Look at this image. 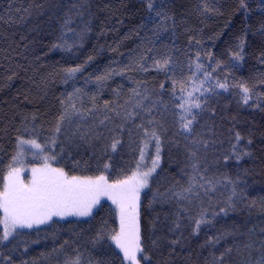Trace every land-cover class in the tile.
<instances>
[{
	"label": "snow or ice",
	"instance_id": "6c2138e0",
	"mask_svg": "<svg viewBox=\"0 0 264 264\" xmlns=\"http://www.w3.org/2000/svg\"><path fill=\"white\" fill-rule=\"evenodd\" d=\"M240 7L246 10L249 5L246 0H240ZM36 8L43 9L44 5L37 4ZM165 8L164 0L159 4L156 0H146V20L154 25L151 29L154 36L167 30L166 21L171 19L175 25L174 17L169 16ZM216 10L214 5L205 0L202 6L204 13ZM260 12L264 15V0H260ZM68 20L65 17V28H68ZM140 27L144 28L146 25L142 24ZM69 31L73 33L75 40L82 41L90 28L86 23L79 32L74 29ZM259 32L264 36V21H261ZM65 36L62 33L59 37L61 42L52 47L71 52L75 40L69 43ZM144 39L146 51L151 53L154 50L153 39ZM245 43L241 37L238 50L233 53L234 61L244 59L242 53ZM92 59L93 57H88V60ZM145 59L141 55L135 61L142 71L148 70L143 63ZM171 64L170 55L153 57V66L158 71L167 73ZM231 66L237 68L239 64ZM196 68L200 71L202 65L197 63ZM125 69L134 70L132 64L125 65ZM61 71L62 82L65 85L71 82L73 91L60 100L61 105L66 106L43 143L38 142L36 112L31 115L16 113L21 127L16 129L15 152L7 170L0 177V264H38L35 258L24 259L29 253L28 241L23 240L28 233L24 230H35L39 236L41 226L52 227L59 225L60 221L72 224V221L66 219L69 217L79 218L75 224H87L88 228H81L79 231L75 227L68 229L72 238L65 239L62 243L57 238L62 226L56 228L52 233L54 246L50 252L41 253L46 264H178V258L179 264H194L191 253L188 256L181 255L190 237H198L204 228L216 229L220 219L228 217L230 213L244 209L251 213L258 209L264 214V197L250 200L246 188L240 187L242 183L247 185V181H242L239 175L235 180L226 173H222L220 177L216 175L221 161L226 164L232 157L237 161L250 157L252 153L247 150V146L252 144V140L248 138L245 147L241 148L240 143L245 137L237 131L234 133L235 143H232L230 153H225L222 157L214 155L210 158L209 155L210 149L214 151L217 143L214 139L217 135L216 112L209 101L215 88L227 90L226 81L217 80L215 87L211 84L205 87V83L211 78L206 70L203 80H198L195 76L190 77L187 82L173 78L170 99H163L165 84L161 83L157 99L152 100L147 107L144 101L151 98L147 90L141 92L139 87L131 88V95L121 104L119 99L123 86L120 85L112 89L116 99L105 100L103 105H99L97 97L93 95L90 97L92 107L81 110L77 108L75 101L79 99L83 104L86 93L75 86V81L77 74L84 71V64L63 68ZM122 74V70L107 68L95 77L97 88L103 91L107 81ZM8 79L11 80L12 76ZM89 79L90 77L86 78V83ZM43 83L46 86L47 81ZM134 83L139 85L142 82ZM260 83L264 85V78ZM177 85L179 95L176 92ZM239 88L242 102L247 105L254 95L253 89L243 83ZM255 95L256 106L264 105V94ZM141 112L144 113L143 116L140 115ZM154 112L160 114L161 119H157ZM169 112L173 119L170 124H166L163 117ZM73 117L80 122H74ZM137 117L141 119V123L135 127L142 132V147L139 148L140 160L129 174L111 162V154L122 146L125 131L131 137L132 129L126 125L129 121L134 123ZM3 132L7 135L8 128H4ZM25 134L30 135L25 138ZM168 144L177 149L181 144L183 146L185 159L177 173L181 179H177L176 175L171 178L166 174L161 175L163 169L157 172L161 168L162 152ZM82 145L91 149L87 160L76 159L73 155V150ZM150 147H154V155L148 152ZM146 152L151 159V166L142 163ZM29 154L30 161L27 160ZM213 167L216 171H212ZM26 172H30V175L25 176ZM244 174L247 175V170ZM145 189L151 192L147 209H152L154 204L172 202L178 206L179 210L167 229L171 235L156 234L158 217L148 221L150 229H142L141 193ZM222 189L229 192L226 197ZM147 195L145 193L146 197ZM105 201H110V206L106 207ZM193 209H196L195 215L192 214ZM102 211L104 215L97 221L96 218ZM185 220L187 223H183ZM185 231L188 232L187 236ZM243 235L246 234L235 227L216 229L213 235L205 233V239L199 247L207 249L208 255L195 264H264V239L259 241L257 248L256 242L251 239V230L247 234V240L239 239ZM229 238H232L231 243L221 245L222 241H228ZM31 243H39V240ZM218 245L221 247L218 248Z\"/></svg>",
	"mask_w": 264,
	"mask_h": 264
},
{
	"label": "trees",
	"instance_id": "16d2710c",
	"mask_svg": "<svg viewBox=\"0 0 264 264\" xmlns=\"http://www.w3.org/2000/svg\"><path fill=\"white\" fill-rule=\"evenodd\" d=\"M160 2L161 0H156L157 4ZM207 2L217 10L204 13L202 6L205 0H164L165 11L174 17L175 25L171 19L166 21L167 30H162L158 36H154L151 31L154 25L146 20V0H0V177L7 170L15 152L16 129L21 127L20 118L16 113L25 112L31 115L36 112L38 142L43 143L45 137L50 135L52 126L66 106L61 105L60 100L73 91L71 82L68 85L62 82L61 69L84 64V71L77 74L75 81V86L86 93L83 104L79 99L75 101L77 108L81 110L92 107L90 97L93 95L97 97L99 105H103L105 100L116 99L112 89L120 85L123 86L119 99L121 104L131 95V88L139 87L141 92L147 90L151 99L145 100L144 105L150 106L151 101L157 99L156 94L160 92L161 83L165 84L163 99L168 101L173 78L187 82L190 77L195 76L198 80H203L206 70L211 74V78L205 83V87L209 84L215 87L217 80L226 81L228 85L227 90L215 88L209 101L211 108L216 112L217 133L214 137L217 143L214 145V151L210 149V158L230 153L231 145L235 143L234 133L237 131L245 137L240 143L241 148L245 147L248 138L252 140V144L247 146V150L252 153L250 157L246 156L239 161L232 157L226 164L221 161L219 170L216 171L213 167L212 171H216L217 177L226 173L233 180L239 175L242 181H247V185L242 183L240 187L246 188L250 200L264 197V110H261L264 105L256 106L255 95L264 94V85L260 83L264 78V36L259 32L264 15L260 12V0H246L249 5L246 10L240 7V0ZM37 4H43L44 8L37 9ZM74 5L76 7H73ZM65 17L69 18L68 28L64 27ZM86 23L90 31L82 41L75 40L69 29L79 32ZM142 24L146 27L141 28ZM62 33L66 34L65 38L69 43L75 40L71 52L52 47L53 44L61 42L59 37ZM145 37L153 39L154 50L151 53L146 51ZM193 37L195 39H192ZM241 37L246 42L242 53L244 59L237 62L233 59V53L238 50L237 45ZM141 55L146 57L143 63L147 71L140 70L135 64ZM161 55L172 56V64L167 73L158 71L153 66V57ZM89 56L93 59L88 60ZM197 63L202 65L200 71H197ZM234 63H238L239 67L233 68L231 65ZM128 64H132L134 70L125 69ZM109 67L122 70L123 74L113 76L107 81L103 91H100L96 86L95 77ZM9 76H12L11 80L8 79ZM89 77L86 83V78ZM44 81H47L46 86ZM135 81L142 83L138 85ZM241 83L253 89L254 95L247 105L241 99ZM176 92L177 95L180 94L179 85ZM153 114L157 119H161L160 114ZM140 115L143 116L144 113L141 112ZM163 119L166 124H170L173 119L171 112L165 114ZM73 120L80 122L75 117ZM139 123V117L134 123L128 122L126 127L132 129L131 137L125 131L122 146L116 153L111 154V162L129 174L140 159L142 132L135 127ZM4 128H8L7 135L3 132ZM29 135L25 134V138ZM168 136H171V132ZM73 155L76 159L87 160L91 149L82 145L73 150ZM184 159L182 144L179 149L168 144L162 152L161 168L157 172L163 169L161 175L166 174L169 178L176 175L177 179H181L177 173L183 166ZM245 170L247 175L244 174ZM181 182L183 183V180ZM222 191L225 197L229 194L227 190ZM145 193H148L147 197ZM150 198L149 190L145 191L141 198L142 229H150L148 221L158 217L156 234L171 235L167 229L174 214L179 210L178 206L172 202L154 204L152 209H147ZM105 206H110V203H105ZM195 213L196 209H193L192 214ZM103 215L102 211L97 216V221ZM68 221L73 223L60 221L59 225L40 228L39 236L35 230H24L28 234L23 240L28 241L29 247V253L24 259L35 258L38 264H46L41 258V253L51 251L54 246L52 233L56 228L62 226V230L57 234L60 243L72 238L68 229L75 227L76 231H79L81 228H88L87 224H75L76 219ZM233 227L246 234L239 236L240 240H247V234L251 230V239L256 242L258 248L259 241L264 239V231H261L264 229V214L258 209L251 213L244 209L230 213L216 225V229ZM216 229L204 228L198 237H190L187 246L178 251H181L182 256L191 253L194 264L196 261H202L203 257L208 255V250L200 249L199 245L203 243L205 233L213 235ZM185 235H188L187 231ZM33 240H39V243H31ZM231 242L232 238H229L228 241H222L221 245Z\"/></svg>",
	"mask_w": 264,
	"mask_h": 264
},
{
	"label": "rangeland",
	"instance_id": "374dc122",
	"mask_svg": "<svg viewBox=\"0 0 264 264\" xmlns=\"http://www.w3.org/2000/svg\"><path fill=\"white\" fill-rule=\"evenodd\" d=\"M148 152H151V154L154 155V147H150V149L148 150ZM148 152H146L145 159H144V161H143L142 163L147 164L148 166H151V159L149 158ZM27 160H28V161L31 160V155H30V154L28 155ZM139 160H140V159H139ZM161 161H162V158H161ZM160 164H161V162H160ZM26 166H27V163H26ZM159 169H160V168H159ZM159 169H157V171H158ZM27 175H30V172H26V173H25V176H27ZM147 190H148V189H145L144 192L147 191ZM144 192L141 193V198H142V195H143ZM105 203H110V201H105ZM66 219H67V220H72V219H76V220H77V219H79V218L69 217V218H66ZM42 227H45V226H41V228H42ZM26 230H27V229H26Z\"/></svg>",
	"mask_w": 264,
	"mask_h": 264
}]
</instances>
